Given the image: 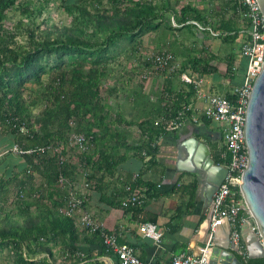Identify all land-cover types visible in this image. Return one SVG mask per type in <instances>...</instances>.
<instances>
[{
  "label": "rangeland",
  "instance_id": "rangeland-1",
  "mask_svg": "<svg viewBox=\"0 0 264 264\" xmlns=\"http://www.w3.org/2000/svg\"><path fill=\"white\" fill-rule=\"evenodd\" d=\"M233 6L234 0H18L5 13V27L18 30L17 40L25 46L28 45L30 33L35 32L42 38L47 36L56 44L74 42L84 47L85 55L89 57L84 73L89 72L90 68L99 72L100 106L104 109L101 112L98 108L90 107L91 112L97 113L95 117L92 114L78 116L75 112L71 114L74 106L67 107L63 99H57L55 94L51 95L50 87L57 88L59 84L57 66L61 64L63 68H67L70 58L69 55L61 58L57 53L47 54L42 61L52 70L43 76L41 83H28L24 91L31 104L35 129L44 133L45 128H48L58 134L49 145L54 149L58 145H67L69 134L89 133L88 131L103 135L104 142L101 145L110 149L117 147L113 152L119 153L121 149L131 150L139 146L151 133L143 130L141 124L154 121L168 127L169 123L177 120L173 113L178 105L172 95L180 89L187 91L174 82L179 78L181 80L182 72L160 67L156 58L170 54L181 70L194 72L198 60L208 59L213 54V59L221 61L219 65L224 69L229 50L237 47L238 42L230 44L213 38L208 33L203 35L188 26V22L183 27L180 23L182 19L189 17V23L193 24L192 17L198 12L202 18L200 23L212 28L220 29L223 21L233 19L234 27L241 29L245 24L240 14H234ZM100 17L102 22L99 21ZM151 18H154L153 24H159L156 29H135L138 20ZM111 35H115V44L106 43ZM171 83L176 91L168 92L167 88ZM65 87L70 88L71 83L67 81ZM182 110H185V106H182ZM62 116H66V126L64 130H59ZM100 117H105L104 122L101 123ZM6 141L10 143L9 149L14 146L8 136ZM70 148L72 158L68 163L70 171L67 177L69 181L81 183L80 179L84 176L77 167L84 156L73 147ZM12 153L16 156H12ZM4 157L11 158L5 167H10L12 176H18V179L11 185L9 192L0 194V228L14 224L23 226L31 216L35 220L47 217L49 211L51 217L54 211L63 215L64 188L54 176L51 175L54 177L51 180L54 191L52 199L46 197L43 202H39L27 198L21 203L18 181L28 179V174L32 172L25 171L23 155L10 152ZM50 159H54L53 153L46 160ZM55 161L52 168L57 173L63 168L57 158ZM73 168H76L75 172ZM33 178V189L43 181L48 182L45 175L44 178L33 175ZM28 206L31 209L26 213ZM50 244L54 246L53 243ZM63 251L61 246L54 247L57 264L63 261ZM16 261L17 257L11 250L0 251V264H17ZM77 262L78 260L70 261L69 264Z\"/></svg>",
  "mask_w": 264,
  "mask_h": 264
},
{
  "label": "trees",
  "instance_id": "trees-1",
  "mask_svg": "<svg viewBox=\"0 0 264 264\" xmlns=\"http://www.w3.org/2000/svg\"><path fill=\"white\" fill-rule=\"evenodd\" d=\"M17 1L18 0H0V129L2 134L8 136L10 141L12 140L11 142L13 145L17 144L24 150H30L50 145L53 139H56L58 136V134H55L48 128H45L44 133H40L35 129L31 104L24 95L28 83L32 81L38 84L41 83L43 76L49 74L52 70L48 69V66L42 61L45 55L57 53L61 55V58L64 57V55H69L70 59L67 68H63L61 64L57 66L58 87H50L49 91L51 95L55 94L57 99H63L67 107L74 106V110L71 114L73 112L78 116L80 114H92L95 117L97 113L91 112L92 110L90 107L98 108L101 112H103L104 109L100 106L101 99L98 90L99 72L94 68H90L89 72L86 74L84 73V66L89 60L88 55H85L84 47L75 44L74 42L56 44L51 42L47 36L42 38L35 32L30 33L28 45L25 46L17 40L19 36L18 30H9L5 27V13L11 7L15 6ZM238 6V0H234V14H240ZM84 15L85 13L83 12L82 16ZM192 19L193 24L189 23V17L183 18L182 22H180V20L178 22H180L183 27L186 26L188 22V26L197 29L203 35L204 33H208L209 35H212L213 38L222 39L225 43L234 44L242 35L241 32L243 28L238 29L234 27L235 22L233 19L223 21L220 29H215L211 26L200 23L202 18L198 12H196ZM99 21L102 22V17L99 18ZM153 21L154 18L149 20L140 19L134 27L135 29L139 28L140 31L156 29L159 24L155 25L153 24ZM195 22L200 24L202 28H200ZM212 31L229 35L216 37L212 34ZM128 34L134 36L131 33ZM114 37L115 35L109 36L106 43L115 44L116 38ZM213 57L214 55L210 56L208 59L198 60L195 63L197 64L194 67L195 70L199 71L202 75L216 73L218 69L210 66V60L212 61ZM226 60H228V69L231 70L234 63L233 55H228ZM69 67H71V70H68ZM187 71L188 70H181V72ZM67 81L71 83L70 88L65 87ZM187 87L189 88V91L180 89L178 93L172 95L178 105V108L173 113L174 118H176L179 115V112L182 111V106H185V120L189 119L192 115V112L187 109V105L189 104L190 99L195 95V88L194 85H188ZM167 91H175L172 87V83L170 86L168 85ZM226 95L230 99L233 98L231 94ZM85 109L87 112H83ZM65 117L66 116H62L59 120V130H64L66 126ZM99 120L102 123L104 122L105 117H100ZM22 127H26L27 131L25 133L22 132ZM141 127L143 130L151 132L149 138L143 140L139 146H136L131 150L135 151L136 155L142 159L149 156L151 157V160H154L159 151L158 141L160 138L175 131L168 130L167 126L164 124L158 122L156 124L154 121L144 122L141 124ZM88 132L89 135L95 136L96 148L91 154L84 155L82 165H91L90 167L95 169L96 172H101L113 167V151L118 148L110 149L107 148V146H102L101 142H104V136L91 131ZM223 151L224 147H222L217 153V164L224 162L222 159ZM23 157L26 162L25 171H30L32 174H28V179L18 181L19 201L22 203L27 198H32L39 202H43L44 199H47L46 197L52 199L54 191L52 188L53 181L51 180L54 177V179L59 180L61 174L68 179L67 176H69L68 173L70 171L69 164L63 169L58 170L56 173L52 168L53 162H56L55 157L50 160H46L50 155L25 154ZM43 163L47 166H43ZM9 168L5 167L3 175L0 176V194H6L9 192L12 189L11 185L15 183L16 179H18V176H12V170ZM75 169L76 168H73L74 172ZM78 171H80L79 168ZM33 175L43 178L45 175V177L48 178V182L46 183L43 181L39 187L33 189ZM51 175L54 177L52 178ZM138 184L142 185L139 178ZM197 187L198 183L194 182L191 185L179 188V190L187 192L190 197V204L196 200ZM150 191H152V188ZM35 193H39L40 197H34ZM169 193L171 192H168V194ZM66 195L67 191L64 189L63 200H65ZM46 207L47 209L49 208L48 206ZM30 209L31 207H26L25 212L29 213ZM51 216L52 214L49 211L47 217L35 220V217L31 216L23 226H17L14 224L6 228H0V251L5 249L11 250L17 257V264H57L55 262L57 257L54 253V247L61 246L62 249H64L62 257L66 253L73 254L83 252L85 254L86 257L79 259L77 264H105V261L103 262L97 259L94 255V251L85 250L87 245H95L97 244L96 242H100L99 245L101 246L102 251L98 256H105L107 254L106 249L102 245L101 239L98 236H92L94 240H89L78 230L74 219L59 215L57 211H54L53 217ZM50 243H53L54 246H51ZM239 258L242 261V264H264V258L250 259L249 257L243 258L241 256H239ZM60 264H69V262L62 261Z\"/></svg>",
  "mask_w": 264,
  "mask_h": 264
},
{
  "label": "crops",
  "instance_id": "crops-1",
  "mask_svg": "<svg viewBox=\"0 0 264 264\" xmlns=\"http://www.w3.org/2000/svg\"><path fill=\"white\" fill-rule=\"evenodd\" d=\"M237 42V47L230 49L228 54L234 57L231 70L228 69V60L225 63L226 68L223 69L219 65L221 61L215 59L210 60V66L218 69L216 73L202 75L199 71L190 70L195 77L204 80L202 90L205 93L210 89L231 94L242 84L246 63L241 56L242 38ZM234 67L238 69L234 70ZM175 81L179 83V87L189 91L188 85L180 78ZM205 103V97L195 88V95L187 105V109L192 112L191 117L179 127H167L175 132L160 138L159 151L154 160L149 156L142 159L133 150L121 149V152L113 153V167L107 170L96 172L88 165H82L83 161L78 165L84 176L80 179L81 183L87 181L90 184L86 210L104 228L117 231L120 234L119 243L132 246L147 264H171L175 256L184 252L199 254L208 241L210 209L214 199L212 177L203 170L190 171L197 166V163L190 159V155L194 150L193 143L200 141L209 147L217 164V153L224 144L220 126L203 117L199 118L198 113L205 107ZM8 141L0 129V176L5 171V164L11 159L4 157L11 152ZM11 155L16 156L13 153ZM137 176L141 184L148 188V198L141 208H123L121 202L125 196V187ZM194 182L198 183L196 200L190 204L187 192L179 188ZM148 222L157 224L164 232L160 244L144 238L139 233V227ZM78 230L89 240H94L88 232L80 228ZM241 231L245 242L246 225L242 226ZM96 243L87 245L85 250L94 251L97 259L105 261V264H118L116 255L110 256L109 259L99 257L102 248L100 242ZM214 250L217 253L214 252L217 264L227 258L232 260L233 254L238 255L231 242V226L228 222L218 230Z\"/></svg>",
  "mask_w": 264,
  "mask_h": 264
},
{
  "label": "built area",
  "instance_id": "built-area-1",
  "mask_svg": "<svg viewBox=\"0 0 264 264\" xmlns=\"http://www.w3.org/2000/svg\"><path fill=\"white\" fill-rule=\"evenodd\" d=\"M238 9L244 22L241 32L242 47L241 56L246 60V71L243 82L236 87L231 95L232 99L226 94L208 90L205 93L203 89L204 80L195 77L190 70L181 73V80L186 85H194L205 97V107L198 113L199 118L203 117L211 122L217 123L222 131L223 163L218 165L228 169V175L221 187L215 192L213 203L210 209V234L205 246L201 248L199 254H190L187 252L175 256L171 264H213L211 257L215 246V237L220 228L226 222L231 226V242L238 252V255L247 258V245L243 240L241 228L244 225H250L252 231L259 234V228L255 218L245 199L241 185L243 184V175L248 168L249 153L246 143L245 126L246 115L250 102V96L254 83L264 67V14L257 0H238ZM196 23V22H195ZM200 28V24L196 23ZM216 37L229 34L215 33ZM156 62L160 67L172 71H181L180 66L174 62L170 54L158 56ZM234 67V70H237ZM185 110L179 112L177 120H173L168 126L179 127L185 121ZM26 127H22V132H26ZM77 150L82 156L91 154L95 148V136L88 133L69 134L67 145H58L55 149L49 145L37 147L35 149L24 150L15 144L11 152L16 154H40L51 155L57 158L60 166L64 168L70 163L72 158L69 151L71 148ZM66 151V153L64 152ZM137 176L133 183L126 185L125 196L121 205L123 208H141L148 198V188L138 184ZM58 183L67 191L65 196L62 213L64 216L74 219L77 228L88 232L91 236H98L107 254L104 256L109 259L116 255L118 264H147L137 255L135 249L129 244H120V234L114 230L104 228L98 221L86 210L87 197L90 190L89 182L83 184L72 182L60 175ZM34 197H40L35 193ZM139 233L144 237L160 244L164 237V232L155 223H144L139 227ZM83 252L66 253L62 260L65 262L85 258Z\"/></svg>",
  "mask_w": 264,
  "mask_h": 264
},
{
  "label": "water",
  "instance_id": "water-1",
  "mask_svg": "<svg viewBox=\"0 0 264 264\" xmlns=\"http://www.w3.org/2000/svg\"><path fill=\"white\" fill-rule=\"evenodd\" d=\"M264 14V0H257ZM246 143L249 153V164L243 175L241 190L249 205L259 228V234L252 231L250 225H246L244 235L250 259L264 258V67L257 77L250 96V102L246 115L245 126ZM190 159L197 166L192 172L203 170L212 177V191L215 192L222 186L228 169L215 163L211 151L205 143L195 141ZM213 249L212 263L217 264ZM237 252V251H236ZM238 253V252H237ZM219 264H242L238 255L233 254V259H224Z\"/></svg>",
  "mask_w": 264,
  "mask_h": 264
}]
</instances>
